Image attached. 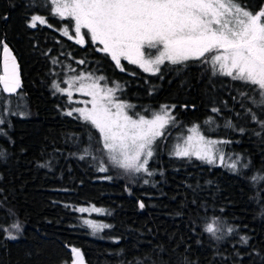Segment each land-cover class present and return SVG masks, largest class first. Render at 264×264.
<instances>
[{
  "label": "trees",
  "instance_id": "1",
  "mask_svg": "<svg viewBox=\"0 0 264 264\" xmlns=\"http://www.w3.org/2000/svg\"><path fill=\"white\" fill-rule=\"evenodd\" d=\"M39 2L0 0V41L13 51L21 77L18 93L3 96L19 98L22 111L0 126V225H21L9 229L15 240L0 231V264H70L72 247L87 264H264V131L246 111L264 120V107L249 99H259L254 87L213 75L200 60L165 63L155 75L122 60L121 71L98 44L82 47L49 26L29 27L34 13L60 26ZM240 3L253 13L264 8V0ZM69 56L85 61L82 71L119 84L120 99L137 113L171 106L181 127L197 124L206 136L230 141L226 149L241 157L239 168L174 157L168 149L150 163V177L112 165L99 132L66 115L65 97L52 87L54 60ZM101 162L108 171L98 170ZM85 205L107 209L109 227L92 232L77 211ZM214 220L225 228L219 239L205 231Z\"/></svg>",
  "mask_w": 264,
  "mask_h": 264
},
{
  "label": "snow or ice",
  "instance_id": "2",
  "mask_svg": "<svg viewBox=\"0 0 264 264\" xmlns=\"http://www.w3.org/2000/svg\"><path fill=\"white\" fill-rule=\"evenodd\" d=\"M45 3L51 15L74 21L76 43L84 45L85 37L90 35L93 44L102 46L96 50L110 56L121 71H124L122 59L153 75L160 72V66L165 61L176 65L200 60L211 65L213 75L218 72L233 81L253 86L259 99H249L255 106L264 107V8L253 13L240 0H45ZM37 23L44 25L47 21L41 15H32L28 26L35 28ZM82 29H87V33L82 34ZM62 34L73 38L67 27L62 30ZM0 47L3 50L0 100H3L4 93L11 96L17 92L21 81L18 65L8 45L0 41ZM145 48L155 50L149 53L151 58H145ZM78 63L83 64L85 61ZM105 80L106 77L102 75L94 77L91 73H81L64 81L66 88L56 83L52 87L66 94L69 102H72V89L91 97L88 101H79L90 104V108H73L65 114L72 116L73 112L78 113L77 119L90 123L99 132L101 151L105 152L112 165L126 173L154 175L147 167L153 156V145L165 135L167 127L174 124L175 116L167 105H162L160 111L152 113L151 118L139 113L130 115L128 110L135 106L119 100L115 95L121 86L102 85L100 81ZM212 111L218 113L219 109L213 108ZM246 111L264 131V120H259L251 108ZM3 123L4 120L0 118V124ZM225 126L234 128L231 121L226 122ZM188 131L190 135L184 139L183 145L177 144L174 148L173 154L177 157H195L214 164L215 153L220 152L215 145L230 143L206 139L198 125ZM239 131L243 133L244 129L240 128ZM88 151L85 149V153ZM3 156L4 153L0 151V157ZM219 160L224 162L222 152ZM237 163L238 159L226 166L236 171ZM98 170L106 172L108 168L101 162ZM252 179L256 181L258 178ZM259 180H264V176L259 177ZM139 206L144 208L145 205L141 202ZM78 211L87 212L89 209L80 208ZM91 211L102 210L93 207ZM84 223L93 232L109 227L91 220H85ZM9 229L19 232L21 225L13 223ZM9 229L0 225V231L8 232V239H17ZM205 231L219 239L217 233L225 231V228L214 220L206 225ZM233 231L232 227L226 228L229 234ZM241 240L245 244L248 242L247 237H241ZM70 251L72 264H83L81 250L72 247Z\"/></svg>",
  "mask_w": 264,
  "mask_h": 264
},
{
  "label": "rangeland",
  "instance_id": "3",
  "mask_svg": "<svg viewBox=\"0 0 264 264\" xmlns=\"http://www.w3.org/2000/svg\"><path fill=\"white\" fill-rule=\"evenodd\" d=\"M33 2V4H39V0H31ZM49 12H50V8H49ZM33 15H41L43 16L46 21H47V24H44L45 26H48V25H51V28L52 29H55L56 31H58L60 34H62V30L67 27L68 31H69V35L72 36L73 38L70 39L72 42H74L75 44L79 45V46H85L87 44L88 41H91V38H90V35L89 36H86L85 37V44L84 45H81V44H78L76 43L75 41V33H74V21L71 20L70 18H67V19H60L58 16H53L50 14L51 17H53L54 19H57L58 21H60V26L58 28H54L52 26V24L49 22L48 20V17H46L45 15H42V14H39V13H34ZM30 21V20H29ZM28 21V23H29ZM39 24V23H37ZM82 34L83 33H87V29H82ZM63 35V34H62ZM64 37L68 38L69 39V36H65L63 35ZM99 47H102L101 45H99ZM1 49L2 47L0 48V52H1ZM144 52H145V58H151L149 57V53L152 52L154 53L155 50L154 49H148V48H145L144 49ZM110 57V56H109ZM123 60V59H122ZM121 60V61H122ZM55 63L53 62V66L54 68L52 69V72L54 74V80H55V83L56 84H59L61 88H66L67 87V84L64 83V81L66 80H69L77 75H80L81 73L87 75L89 73H86L84 71H82L80 68H79V65H81L80 63H78L79 61L81 60H74L73 58H71L70 56L67 58V59H64V60H59V59H56L54 60ZM126 61V60H125ZM189 61H192V60H189ZM114 62V61H113ZM188 62V61H186ZM115 63V62H114ZM165 63H169L167 61H165ZM164 63V64H165ZM185 63V62H184ZM163 64V65H164ZM170 64V63H169ZM137 66V65H136ZM162 66V65H161ZM160 66V67H161ZM211 66V65H210ZM138 67V66H137ZM119 68V67H118ZM141 69V68H140ZM142 70V69H141ZM143 71V70H142ZM148 73V72H146ZM148 74H151V73H148ZM0 75H1V70H0ZM94 77H99L101 76L100 74H92ZM103 76V75H102ZM105 77V76H104ZM100 83L103 85V84H107L108 87H115L116 83H109L107 80L105 81H100ZM56 93L62 95L65 97V100H66V107H65V112H68V111H71L73 108H78V107H88L90 108L91 105L90 104H84V103H79V101H88L91 99V97L89 96H86L80 92H77L75 91V89H72V97H71V101L72 102H69V97L66 95V94H61L60 92H57ZM120 93H121V88L120 90H118L115 95L116 97L120 99ZM19 97V96H18ZM3 101V108L2 106L0 105V118H2L4 120V117L7 116L8 114H10L11 112H13L14 110L16 111H20L21 109V101L19 100V98H5L2 100ZM123 101V100H121ZM125 102V101H124ZM128 103V102H126ZM129 104H132V103H129ZM135 106V104H132ZM161 108V107H160ZM160 108L159 110H155V111H152L150 115H144V114H141V115H144L146 118H151V115L152 113L154 112H158L160 111ZM169 108L171 109V106H169ZM129 114L130 115H133L136 112V109L135 107L132 108V109H129ZM22 111H20L21 113ZM4 114V115H3ZM79 114L76 113V112H73V115L72 117H77ZM80 121L82 122H85L83 119H79ZM5 123V121H4ZM3 123V124H4ZM87 123V122H86ZM3 124H0L3 125ZM90 124V123H89ZM197 125V124H195ZM194 125L192 126H189V127H181L178 123V121H175L174 124H170L167 129H170L171 130V133L169 135H164L162 136L161 138H159L156 143L153 145V156L150 158L149 160V164H148V169L150 170V163H152L154 160L158 159V157L161 156L162 152H164L166 149L169 150V153L174 156V157H177L173 154L174 152V148L177 144H181L183 145V141L184 139L190 135L188 129H190L191 127H193ZM199 126V125H198ZM166 129V130H167ZM165 130V132H166ZM199 131L200 133L208 140H214V141H226L225 139H222V138H214V137H209V136H206L201 128L199 127ZM227 147V143H218L215 145V148L219 149L220 152H222L223 156H224V162L221 163V161L219 160V155H220V152H216L215 153V156H216V162L214 164H211V165H218V166H222V167H225L227 169H230L229 167H227L226 165L227 164H230L232 163L233 161H237L238 159V163H237V168H239V165H240V162H241V157L235 153H232L230 151H227L226 149ZM195 158V157H194ZM196 159V158H195ZM199 160V159H198ZM202 161V160H200ZM204 162V161H203ZM206 163V162H204ZM208 164V163H207ZM232 170V169H230ZM151 171V170H150ZM233 171V170H232ZM137 174H145L144 172H140V173H137ZM147 174V173H146ZM150 177V176H148ZM96 208V209H101L102 211L101 212H96V211H91L92 208ZM80 208H85V209H89V211L87 212H81V213H84L86 215V217L84 218L83 220V223L85 220H91L97 224H100V225H108L105 220L103 219L104 217H106L108 215V210L103 208V207H99V206H94V205H85V206H78L77 207V211L78 209ZM80 212V211H78ZM85 224V223H84ZM86 225V224H85ZM87 226V225H86ZM88 227V226H87ZM92 232L93 230L88 227ZM108 227H105V228H101L100 230L98 231H95L94 233H101L103 230L107 229Z\"/></svg>",
  "mask_w": 264,
  "mask_h": 264
},
{
  "label": "water",
  "instance_id": "4",
  "mask_svg": "<svg viewBox=\"0 0 264 264\" xmlns=\"http://www.w3.org/2000/svg\"><path fill=\"white\" fill-rule=\"evenodd\" d=\"M8 47H9V46H8ZM9 49H10L11 55L15 57V55H14V53H13V51L11 50L10 47H9ZM15 60H16V63H17V65H18V71H19V77H20L19 63H18L16 57H15ZM0 70H1V75H3V50H2V49H1V52H0ZM20 81H21V77H20ZM19 89H20V88H19ZM19 89L17 90V92H16L15 94H12L11 96L16 95V94L18 93ZM4 95H5V96H10L8 93H4ZM82 256H83V255H82ZM72 259H73V258H72V255H71V263H70V264H72ZM83 264H87V263L85 262L84 257H83Z\"/></svg>",
  "mask_w": 264,
  "mask_h": 264
}]
</instances>
